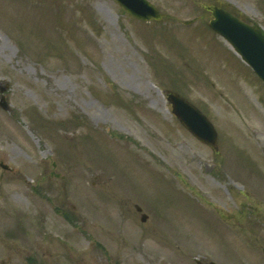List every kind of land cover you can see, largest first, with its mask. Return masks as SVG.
I'll return each instance as SVG.
<instances>
[{"label": "rangeland", "instance_id": "obj_1", "mask_svg": "<svg viewBox=\"0 0 264 264\" xmlns=\"http://www.w3.org/2000/svg\"><path fill=\"white\" fill-rule=\"evenodd\" d=\"M150 1L162 20L116 0H0V251L10 220L28 236L11 264L26 249L40 264H264V82L207 9L264 26V0ZM166 90L209 116L217 150Z\"/></svg>", "mask_w": 264, "mask_h": 264}, {"label": "water", "instance_id": "obj_2", "mask_svg": "<svg viewBox=\"0 0 264 264\" xmlns=\"http://www.w3.org/2000/svg\"><path fill=\"white\" fill-rule=\"evenodd\" d=\"M132 15L141 19L161 20L163 15L148 0H118ZM214 18L210 25L233 45L264 80V28L259 24L250 25L217 6L210 7ZM5 90L6 87H0ZM1 105L8 107L6 96L1 97ZM168 100L173 105V112L185 127L204 143L217 148L218 133L211 120L195 105L177 93H169ZM143 220L146 216L142 217ZM210 264H217L211 262Z\"/></svg>", "mask_w": 264, "mask_h": 264}, {"label": "flooded vegetation", "instance_id": "obj_3", "mask_svg": "<svg viewBox=\"0 0 264 264\" xmlns=\"http://www.w3.org/2000/svg\"><path fill=\"white\" fill-rule=\"evenodd\" d=\"M137 206L138 205H135V209L137 208ZM26 229H27L26 227L19 226V227H16V228H10V229L5 231L6 232V237H3V238H5L6 240H7V238H9L10 239L9 242H13V243L8 244L6 247H4V250L0 251V263L1 264L5 263L6 260H9L8 264H11L12 263L11 260H13L14 254H20V255L22 254V251H21L20 248L22 247V249L24 250L25 247L22 246L20 243H15V241H18V242L20 240H23L24 242L26 241V237L28 238V236H26V234H27ZM38 232L41 233L42 238L44 240L48 241L50 246H52V245L54 246V243H53L54 240L58 241L57 238H54L49 232H47V233H43L41 231H38ZM53 246H52V248H53ZM25 253H26V254H24V259L25 260H30V261H32L35 264H40L41 263L42 260H41V258H37V256H38L37 253L34 254L30 249L28 251L26 249ZM47 253H48V256H47ZM46 256L47 257L53 256L52 255V250H50V252L47 251L46 252ZM58 256H59L60 259H62V258L63 259H67V262H69L70 260H73L70 256L66 255L65 253L60 255L57 252V254L54 256V258L57 259ZM2 257L5 258L4 261H2V259H1ZM36 259H37V261H36ZM68 264H70V263H68Z\"/></svg>", "mask_w": 264, "mask_h": 264}]
</instances>
